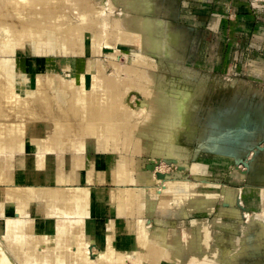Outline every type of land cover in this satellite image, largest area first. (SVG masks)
<instances>
[{
	"label": "bare ground",
	"instance_id": "bare-ground-1",
	"mask_svg": "<svg viewBox=\"0 0 264 264\" xmlns=\"http://www.w3.org/2000/svg\"><path fill=\"white\" fill-rule=\"evenodd\" d=\"M56 1L59 0H0V185L6 186L0 187V217L4 218L0 233V264H124L127 258L133 264H214L219 253L215 246L209 259L204 256L201 260L193 255L195 250L204 247L201 236L210 237L214 224L221 223V220L214 218L209 226H206L205 219L193 221L196 228L198 226L190 239L193 241V246H190L193 255L186 257L180 244L169 242L171 236L180 238L181 233L174 229L166 232L163 217L158 219L156 226L151 227L146 222L145 213L159 209L168 216L183 219L193 207L200 211L210 208L213 196L220 195L222 184L209 182L206 176L219 169L222 171V167L230 168L233 158L226 155L235 148L236 128L241 125L240 117L243 114L238 110L241 108L238 107L237 113L225 111L215 114L205 122L200 137L201 148L213 151L214 156L211 159L199 157L191 165L194 176L203 181L199 186L193 182L179 181L170 175L166 180L159 179L156 168L152 170L144 166L142 156L146 153L154 158L187 156L186 148L180 144L179 138L182 132L187 131L191 137L197 129L195 120L200 91L175 86L168 90L162 85V72L128 66L114 58V53L120 55L121 50L116 46L119 41L132 47L136 62L140 65L148 52L154 53L163 62L166 58L183 54L179 48L181 37L172 28L160 27L162 21L157 17L155 0H100L102 8L98 9L94 0L86 2L80 13L84 22L82 26H70L64 10L57 12L47 6L27 11L18 7L20 2L50 5ZM67 1L76 6L82 3V0H65L63 4ZM120 2L123 11L112 17L115 6ZM95 16L101 17V20ZM99 24L101 28L95 33L94 26ZM111 27L117 28L118 40L115 42L103 37ZM90 30L91 52L99 53V45L103 43L116 48L109 60L114 66V73L105 71L98 56L89 55L78 79L75 77L79 66L75 55L86 51L85 31ZM27 45L29 50L26 49ZM19 53L29 55L26 69L21 64L23 60L18 63ZM32 54L39 55V58L35 60ZM44 54L45 61L40 58ZM59 54L65 56L63 60L60 59V64ZM62 67L71 68L73 77L65 78L59 70ZM31 70L35 71L34 86L28 78ZM87 72L90 73L89 83ZM143 79L150 82L148 86L144 85ZM133 90L140 91L143 96L137 106H131L126 99L127 93ZM6 99L16 104L24 100V111L30 105L27 116L43 119L47 134H41L44 127L37 123L28 125V117L25 119L23 115L26 112L17 109L19 104L16 108V104L12 103L16 112L11 109L15 113H7ZM35 101L38 104L34 105ZM31 102H34L33 107ZM88 103L101 107L88 108ZM3 104L6 105V111ZM21 104L20 109L24 105ZM74 105L82 106V114L88 115L90 119L83 128L77 127L79 129L70 134V129L66 128L62 120L65 114L70 117L79 112ZM137 112L144 114V118L138 119L136 126L131 128L127 120H132ZM109 131L112 134H108ZM115 134L123 138L124 150L129 154H121L120 146L115 150L119 154L116 159L110 155H102V158L98 156L95 158L97 166L84 170L88 138L92 139L98 150H105L112 144L109 137H115ZM219 134V140L215 141V135L217 137ZM104 137L109 139L104 140ZM65 150L73 153L70 166L64 165ZM30 151L35 152L34 160L41 168L49 153H57V166L41 171L27 166ZM14 153L25 154L18 158L23 167L21 171H13ZM235 176L237 181L242 180L245 173L238 172ZM40 178L56 181L59 185L31 183ZM83 181L114 182L115 186L109 194L111 201L119 214L126 212L137 215L134 228L128 231L124 223L118 228V224L109 219L102 239L103 229L97 226L93 216L94 211L98 213L107 207L109 200L104 191L92 190L90 185L81 186ZM73 182L78 185L65 186ZM223 188L220 197L224 204L233 203L240 197L252 196L251 206L254 207V212L245 214L247 221L241 227L242 235L232 236L234 249L248 252L249 245L245 239L253 223L260 225L253 246L260 247L264 243V207H257L256 203L264 196V187L247 185L234 188L224 185ZM62 199L69 206L62 205L59 202ZM34 200L48 203L45 216L48 220L40 222L31 216L30 204ZM8 201L13 202V216L5 214ZM223 208L232 216L240 214V210L231 205ZM228 221V225L235 226V221ZM92 245L98 247L95 254L92 253Z\"/></svg>",
	"mask_w": 264,
	"mask_h": 264
},
{
	"label": "rangeland",
	"instance_id": "rangeland-1",
	"mask_svg": "<svg viewBox=\"0 0 264 264\" xmlns=\"http://www.w3.org/2000/svg\"><path fill=\"white\" fill-rule=\"evenodd\" d=\"M89 1H93V0H82V3L78 6L73 5L70 1H67L66 4H63L65 0L56 1L54 3H51L50 5H46V4L38 5L35 3L31 4L27 2H20V4H18V7H21L27 11L34 9L35 7L44 9L47 6L55 9V11L57 12L64 10L68 15L67 17L68 19H66V21L69 22L70 26L71 25L82 26L84 22L80 16V13L83 10L82 8L86 4V2L89 3ZM94 2L97 5L96 9L101 7L102 3L100 2V0H94ZM155 2L156 4H154L155 5L154 8L157 11L156 13L157 17L162 21L161 22L162 25L160 27L174 29V31H176L179 34V37H189V41L183 42L184 45H182L179 48L193 50L194 54L192 58H190L189 62L191 63L194 62L195 64H197V66L201 65L202 67L203 73H199V74L195 73L194 76L191 78V81L205 83L206 92H207V96H205V103H208L209 101L214 103L215 101L217 102L220 100V98L223 97H225V99L229 101V99L233 97L235 92L238 90L239 86L242 87L241 89L243 93L246 92L247 90L250 92L251 88H253L254 91L256 90L258 91V89H263L264 91V76L257 77L256 75V74L264 73V60L258 59L260 57L264 58V0H155ZM122 11H123V7L120 2L115 6L111 16L114 17L115 14H120ZM97 18L99 21L101 20V17H97ZM100 28H101L100 24L95 25L94 26V31H96L95 33H97L100 30ZM103 37L106 39H110L114 42L117 41L118 40L117 28L111 27L109 31L103 35ZM91 38H92V31L91 30L85 31L86 51L75 55L77 59V65H79L77 68L78 70H76L75 73V77L78 79L80 78L81 71L84 69L87 57L89 55H93V57L96 58L98 56L100 62L104 65L105 71L109 74L114 73V66L112 65V62H110L109 60L110 57L112 56V52H116V48L107 47L106 44L103 43L99 45L100 52L93 53L91 52L92 49L90 47ZM137 43L139 44V42ZM28 46L29 45L26 46L27 50L30 49ZM116 46H118V48L121 51L119 52L120 55H117L118 53H114L115 54L114 58L119 59L118 61H120L121 63H125L128 66L140 67V70L146 69V71L156 70L157 72H162L164 74V77L162 78V85L166 87L168 90L172 89L169 83L181 82L182 78L186 77V72L185 70L183 71L182 69L184 65V61L183 62L176 61L177 62L176 64L173 63L177 58H183L184 56L183 51L181 52L183 53L181 54V56L173 58L175 60L166 58L163 60V62L160 60V58L157 55L155 56L154 53L148 52L145 53L143 57V62L140 65L136 62V55L129 44L121 43L118 41ZM137 48L138 47L136 46V49ZM28 57L29 55L25 53L17 54L18 63L20 64L21 60H23V62L21 63L23 65V69L24 67L26 69L28 63L26 58ZM31 57L35 58L36 60L37 58H39V55L32 54ZM57 57H59L58 64H60L61 62L60 59L63 60L65 56L63 54H59ZM40 58L43 61H45L46 55L44 54ZM113 60L115 59H112V61ZM62 62L63 64L65 63V61ZM141 67H145V68H141ZM38 69H41V67H38ZM59 70L65 76V78L68 79L73 77L71 76L72 74L71 68L62 67L59 68ZM86 74L88 77L87 83H89L90 73L87 72ZM123 75H125V71H123ZM34 77H35V71L31 70L30 72H28V78L32 80L31 82L32 86H34L35 84ZM143 82L144 85L146 86H148L150 83L147 81V79H143ZM142 98L143 96L140 91H134V90L129 91V93H127L126 95V99H128L129 104L131 106H137L142 101ZM19 102L16 104V102L14 101L11 102L9 100V102L8 101L6 102L8 109L6 108V105L4 106V104L3 107L5 108L3 109L5 111L7 109L6 111L7 113H11V114L12 112L15 113L16 110L12 108V106L15 103L16 105L14 106H16V108L17 105L19 104L17 108L19 109V111L20 110L24 111L25 101L23 100ZM35 102H36L35 104L34 102L33 103L31 102V105L38 104L37 101ZM21 103H23L24 105ZM20 104L23 105L22 109L19 108ZM88 104H90V107L88 105V108L101 107L98 104L96 105H92L91 103ZM8 105H10L11 107H9ZM74 106L76 107V110H78L79 112H77L76 114H72L70 117H66L67 115L65 114L64 115L65 119L62 120L66 128H68V130L70 129L69 131L70 134H74L75 130L77 131L79 129V128L76 129L77 127L83 128L84 124L87 123L86 121L90 119L88 115L82 114V109H83L82 106H76V105ZM56 107H58V105ZM29 108L30 105L26 106L27 110L22 112V113L26 112V114H23L24 118L27 116V114H29L28 113ZM11 109L15 110V112L12 111ZM27 117L31 119L29 120L28 118L27 119L25 118L27 120L28 125L32 123H37L44 127V130L41 132V134H47L46 133L47 128L45 129L44 126L45 122L43 119L37 120L35 117L34 119L31 116H27ZM143 118H144V114L138 113L131 118L132 120H127V125L133 128L136 126L137 121H139L138 119H143ZM64 133H66L65 130ZM69 133H67L68 136L70 135ZM107 133L112 134L111 131ZM108 137H104V140L105 138L106 140L110 138V142L112 144H110V146L105 150L104 149H99V150L117 152L115 150H118V147L121 146L122 147L121 154H125V156L129 154L128 151L124 150V144H123L124 140L122 137L118 135H116L115 137H109V138ZM88 139L92 141V139L90 138ZM180 144L186 148L187 156H179V157L177 156L174 158L173 156H169V155L161 156L163 159L159 157L162 161L161 163L156 164L157 166L155 169L156 173L158 171L165 172L167 175L177 177L179 181L187 182V183L193 182L194 184L199 186L203 181L199 180L200 177L194 176V172H192L193 169L191 170V165H193L195 160H197V157L195 156V154H192L190 152L187 146H185L181 142ZM193 146L195 147V143L192 144V147ZM65 151L66 154L69 153V150H65ZM14 154L12 156L13 171L14 172L21 171L23 167L18 162V158L24 156L25 154L24 153H14ZM213 156L214 154L209 152H203L200 155V157H204L208 159L213 158ZM226 156L229 157L230 155L227 154ZM99 157L102 158V155H99ZM149 159H153V160L155 159L154 161H157L158 157L154 158L149 153L144 154V156H142V161L143 162L145 161L144 166L146 168ZM167 160H172L173 163L171 165H168ZM179 165H185L186 170L189 171L184 173V170L183 171L178 170L177 167ZM234 166L235 165L232 159L230 162V168L222 167V171L219 169L216 172L210 173L209 176H206L209 179V182H221L222 185L220 186V195L221 194L223 195L224 185H229L236 188L245 184L244 180L237 181L236 179L237 177L235 176V174L238 172L240 173V171L237 170ZM51 172L54 173L53 170H51ZM190 174L193 176V178H191ZM0 187L5 188L6 186L0 185ZM220 195L213 196L214 198L209 204L210 208H207L204 211H200L196 209V207L195 208L193 207L183 219L180 217L168 216L167 214H164L165 217H167L166 219L165 217L162 218L163 220H165L163 225L167 227L166 232H168V229H174V230H178L181 233L180 238L179 237L175 238L171 236L170 241L169 240L168 241L172 243L177 242L178 244H180L181 249L185 254V256L190 257L193 255L192 254L193 249L190 250V246H193V241L192 240L190 241V239H192L191 236H193V233H195L196 230L198 229V226L196 228L193 221L195 219H205L206 226H209L211 225V222L213 221L214 218H218L219 220H221L220 221L221 223L214 224L215 227L213 228V232L211 233L210 237L202 238L201 236V240L203 242L204 247L198 249V251L195 250L193 256H196L201 260H203L205 257L209 259L213 254L212 253L213 246H215L216 248L219 249V253L216 254V262H215L216 264H219V262H221V264H229L226 262L228 261L230 262L231 259L235 260L233 264H264V243L263 245H260V247L253 246L256 242L257 234L260 231V225L259 228H257V226L255 225L256 223L250 225V228L247 232V236L245 239L246 243L249 245V249H247L248 252L246 251L247 253H245L244 251L241 250L240 251L235 250L232 242V236L237 235L240 237L242 235L241 227L244 225L243 222L247 220V215H245L244 217L243 215L244 211H242V213L240 211L239 216L236 217L237 220H235V226L228 225L226 222L228 221V218L224 219L222 217V215L226 213L223 207H230L231 205L235 208L234 206L235 201L233 203L224 204L223 203L224 201H222ZM240 198H241L240 200L245 199L244 202H241L242 205L244 206L248 205L249 207V211H246L245 214L254 212V207L251 206L252 196H248L246 198L244 197L243 198L240 197ZM9 203L13 204V202H9ZM256 204L257 207L263 208L264 196L261 199H259ZM214 211L216 213H214ZM148 213L150 212L145 213L146 217ZM186 217H191L192 226L189 228L185 224ZM3 219L4 218L0 219V233L2 230L1 227L4 224ZM170 219L173 220V223L169 221ZM176 220H179L182 226L176 225L175 223ZM146 222L148 223V225H150L148 218H146ZM114 223L116 225L118 224L116 223L115 220ZM122 225L124 224L121 223L120 226ZM231 229L233 231H231ZM221 242L224 243L223 247L220 245ZM228 242L232 243L233 246L232 248L224 247L225 245L229 246ZM2 245L6 247V244L4 242H2ZM91 248L93 254L98 252L97 246L94 247L92 245ZM238 252H242L241 253L242 255L239 254ZM233 253L236 254V256L235 255L232 256ZM237 255L240 256V258ZM124 264H133V262L131 259L127 258Z\"/></svg>",
	"mask_w": 264,
	"mask_h": 264
},
{
	"label": "crops",
	"instance_id": "crops-1",
	"mask_svg": "<svg viewBox=\"0 0 264 264\" xmlns=\"http://www.w3.org/2000/svg\"><path fill=\"white\" fill-rule=\"evenodd\" d=\"M193 54H194L193 50H186L184 53V56L182 58V62L184 61V65H183L182 69H183V71L185 70L186 77H183L181 82L169 83L171 88L173 86H176V87H180L182 89L193 90V91L199 89V91H200V94L197 98V102H198L197 114H196L197 119L195 120V123L197 124V129H196L194 135H192L191 137H190L188 131L182 133V135L179 138L180 142L182 144H184L185 146H187L192 154H197V158H199L201 153H203V152H209V153L214 154L213 151H209V150H205L204 148H201V138L200 137H201V132L203 131L205 122L207 121V119L211 118L215 114H221V113H224L225 111L229 112L230 114L235 113L237 111L238 107L241 108L238 110H240V112L243 113L240 117L241 118L240 122H241V126H242L240 128L241 131H244V130L246 131L247 130L246 128L248 127L247 125L250 124L251 127L254 126V127L258 128V129H256L257 132L261 133L260 135L263 137L264 136V127H263L264 126V91H263V89H258V91L257 90L254 91V89L251 88L250 92L247 90L246 92L243 93L242 89H241L242 87L239 86L238 90L235 92L233 97H231L229 99V101H227V99H225V97H223V98H220V100L217 102L215 101L214 103H212L211 101H209L208 103H205V96H207L205 83L191 81V78L194 76L195 73L196 74L203 73L201 65L197 66V64H195L194 62H192V63L189 62L190 58H192ZM258 59L264 60L263 57H260ZM256 75H257V77L258 76L261 77V76H264V73L263 74L262 73L256 74ZM248 106H249V108H248ZM199 122H200V124H198ZM237 130L238 129L236 128V131ZM237 133H238V131H237ZM237 133L235 134L236 138L238 137ZM218 137H220V134L217 137L215 135L214 140L218 141L219 140ZM193 143H195V147L194 146L192 147ZM28 154H29L28 155L29 157H28V161H27V166L32 167L35 170L37 169V171H41L43 169L50 170V169H54L57 166L59 156L55 152L48 154V159L44 163L43 168L39 167L37 162L34 160V154H35L34 151H30V152H28ZM99 155H105V156L111 155L112 157H114L116 159V157H118L119 154L117 152H113V151L110 152V151L98 150L97 147L94 146L93 141L88 139L87 148H86V152H85V166L83 169L86 170V168L92 167V166L96 167L97 164L95 162V160H96L95 158H97ZM64 156L66 157V161H65L64 165L70 166L73 163V159H72L73 153L69 151V153L66 154V152H65ZM104 158H106V157H104ZM38 173H40V172H38ZM41 178L39 180L33 181L31 183L33 185H42V186L59 185L58 182H56V181H52V180L51 181H45V180H41ZM67 185L77 186L78 183L73 182L70 184H66L65 186H67ZM80 185L81 186L90 185V186H92V190L98 189V190L104 191L106 198L109 200V201H107L108 203H106L107 207L103 208L98 213H96L97 210L94 211L95 213L93 216L94 221H96L97 226L99 228L103 229L102 239H103L104 234L107 230L106 222L109 219H114L116 221V223H118V228L120 227L121 223H124L127 226L126 228H128V231H130L131 228L132 229L134 228L135 217H137V215L136 214H134V215L127 214L126 212H125V214H119L115 205L113 204V201H111V197L109 194H110V191L112 190L111 188L115 186L114 183L109 182V181H96V182H91V183H89L88 181H83L80 183ZM59 202L64 206H69L68 202L66 203V201L64 199L59 200ZM234 206H235V208L238 209L237 199L234 202ZM47 210H48V203L47 202L40 201V200H34L30 204L31 216L33 218L35 217L40 222L48 220L47 218H45ZM214 213H216V212L214 211ZM5 214L8 216L14 215V206L12 203L6 202ZM162 217H165V215L162 211L160 212L159 209H154L150 213L147 214V218L149 219V224L151 226L157 225L158 219H160ZM222 217L224 219L228 218L229 221L237 220V218L235 216H232L231 214H228V213L223 214ZM1 218L2 217H0V219ZM54 221H56V220L54 219ZM169 221L171 223H173L172 219H170ZM246 221H244L243 224H245ZM175 223L178 226H182L181 223L179 222V220H176ZM185 224L188 228L192 226L191 217L185 218ZM255 225L257 226V228H259V224L256 223ZM231 231H233V230L231 229ZM96 243L98 244V241ZM223 244H224L223 242L220 243V245L222 247H223ZM228 244H229V246L225 245L224 247L225 248H232L233 247L231 242H228ZM234 262H235V260L231 259L230 262H226V263L233 264ZM219 264H221V262H219Z\"/></svg>",
	"mask_w": 264,
	"mask_h": 264
},
{
	"label": "water",
	"instance_id": "water-1",
	"mask_svg": "<svg viewBox=\"0 0 264 264\" xmlns=\"http://www.w3.org/2000/svg\"><path fill=\"white\" fill-rule=\"evenodd\" d=\"M247 130L241 131V125L237 127V138L235 137L234 144L235 148L228 154L233 158L234 167L240 172L245 173V177L242 179L245 181V184L241 186L253 185L257 187H264V136L262 137L257 132L256 127H251L250 124L247 125ZM161 163V159L158 158L157 161L149 159L147 163V169L154 170L156 164ZM172 160H167V164L171 165ZM178 170L186 173L189 170H186L185 165H179ZM157 177L162 180H166L168 175L165 172L158 171L156 173ZM191 178L193 176L190 174ZM190 178V177H189ZM245 199L240 200L238 198L237 204L238 209L244 211L243 215L245 217V212L249 211V207L242 205L241 202H244ZM91 249V248H90Z\"/></svg>",
	"mask_w": 264,
	"mask_h": 264
},
{
	"label": "flooded vegetation",
	"instance_id": "flooded-vegetation-1",
	"mask_svg": "<svg viewBox=\"0 0 264 264\" xmlns=\"http://www.w3.org/2000/svg\"><path fill=\"white\" fill-rule=\"evenodd\" d=\"M187 41H189V37H181V42H182L181 46L184 45L183 42H187ZM186 50H187V49H184V48H183V49H180V51H181V52L183 51V53H185ZM167 59H168V58H167ZM170 59L175 60V59H173V58H170ZM172 60H171V61H172ZM176 61H177V62H178V61H182V58H177V59L175 60V62H173V63L176 64V63H177Z\"/></svg>",
	"mask_w": 264,
	"mask_h": 264
}]
</instances>
